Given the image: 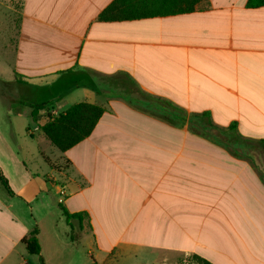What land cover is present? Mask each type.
<instances>
[{"label": "crops", "instance_id": "1", "mask_svg": "<svg viewBox=\"0 0 264 264\" xmlns=\"http://www.w3.org/2000/svg\"><path fill=\"white\" fill-rule=\"evenodd\" d=\"M113 1L22 0L18 21L7 17L0 82L14 93L0 103L14 108L0 104L11 125L0 121V168L14 196L0 186V264H118L148 247L162 251L154 264H179L181 253L264 264V177L252 152L264 149V7L206 0L189 14L99 21ZM21 101L48 106L35 122ZM77 103L105 113L61 152L40 127ZM159 104L185 121L160 117ZM203 114L218 140L193 131ZM11 117L37 124L30 142H15ZM62 207L89 216L75 240ZM35 228L39 255L23 243ZM154 231L168 242L142 240Z\"/></svg>", "mask_w": 264, "mask_h": 264}, {"label": "trees", "instance_id": "2", "mask_svg": "<svg viewBox=\"0 0 264 264\" xmlns=\"http://www.w3.org/2000/svg\"><path fill=\"white\" fill-rule=\"evenodd\" d=\"M206 0H114L99 15V21L103 22H121L131 21L143 18L164 17L179 14H189L197 11L201 4ZM247 7L250 9L264 7V0H248ZM21 106H29L33 109L32 118L35 122L39 119V111L47 108L48 103H28L20 102ZM160 117L168 120L171 116L177 120L185 121V118L176 113V108L172 104H159L157 106ZM105 113V108L89 104L77 103L70 106L66 111L58 116L47 119L46 123L40 127L43 135L48 139L59 151L66 152L88 138L94 131L97 123ZM179 118V119H178ZM195 126L200 124V120L205 123L202 129L194 128L193 131L209 140L217 139L215 134L206 133V129L216 130L217 128L211 123L207 114L193 116ZM194 122V121H193ZM230 130H234L231 127ZM241 143L246 145H254L249 139H240ZM264 145V140L259 142ZM0 186L8 196H14L8 179L0 168ZM63 212L71 229V240H75L78 236L76 230H84V220L89 216L86 213H69L64 207ZM39 230L35 228L30 235L23 240L28 252L32 255L41 253V245L39 242ZM197 264H212L208 260L194 255ZM111 260H109L110 262ZM40 264H45L43 258ZM109 264V263H107Z\"/></svg>", "mask_w": 264, "mask_h": 264}, {"label": "rangeland", "instance_id": "3", "mask_svg": "<svg viewBox=\"0 0 264 264\" xmlns=\"http://www.w3.org/2000/svg\"><path fill=\"white\" fill-rule=\"evenodd\" d=\"M5 1L4 4H0V47L2 43H4V40H7V35L6 33H2V31H7L5 27L7 26V23L10 21L7 19V17L15 16L16 18L19 17L20 11H21V3L22 0H1ZM18 21V18L16 19ZM0 54L3 55V52H0ZM6 76H4V79L0 82V92L1 94L7 95V94H12L10 92V84L5 81ZM13 89V88H12ZM6 101V99H4ZM1 104V103H0ZM3 107H8L10 109L14 108V104L10 103L8 104L7 102H2L1 104ZM3 109L0 106V121L5 125L6 127L9 128L11 126L9 124V120L6 119V117H3L2 113ZM11 120L13 121V128L15 129L16 134H19V136H23L22 140L16 136L15 137V142L18 141H24V142H30L31 140L29 137H24L27 135L26 128L31 126L32 128L37 127V124L34 123L32 120L28 119L27 117H18L14 118L11 117ZM5 123V124H4ZM38 131L36 132V135H39ZM27 138V139H26ZM52 146V145H51ZM253 152V156L255 159V162L258 163L257 167L261 166V173L262 176L264 177V149H256ZM53 198L55 199V206H57V203L62 196L59 194H56L55 192L53 193ZM80 231L76 230V235H78ZM142 240L150 243V244H155V243H161V242H168V237L165 233H162L161 231H154V232H144L142 235ZM176 241L182 242V237H176ZM129 249V248H127ZM126 254L124 255V258L120 261L118 264H154L158 259H161L162 251L157 250L156 248L148 247V248H143L138 250V253L136 255L132 253V251L127 250L125 252ZM177 262L179 264H197L196 261L194 260L193 255H184L181 253L179 257H177Z\"/></svg>", "mask_w": 264, "mask_h": 264}]
</instances>
